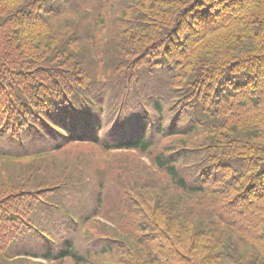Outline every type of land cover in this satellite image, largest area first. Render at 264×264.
I'll return each instance as SVG.
<instances>
[{
  "label": "trees",
  "instance_id": "1",
  "mask_svg": "<svg viewBox=\"0 0 264 264\" xmlns=\"http://www.w3.org/2000/svg\"><path fill=\"white\" fill-rule=\"evenodd\" d=\"M109 2L0 0V264H264V0L112 3L98 61ZM71 144L88 174L28 187L25 159ZM95 150L149 155L170 186L129 195L139 162Z\"/></svg>",
  "mask_w": 264,
  "mask_h": 264
},
{
  "label": "rangeland",
  "instance_id": "2",
  "mask_svg": "<svg viewBox=\"0 0 264 264\" xmlns=\"http://www.w3.org/2000/svg\"><path fill=\"white\" fill-rule=\"evenodd\" d=\"M120 2L121 0H110L109 4L104 5L106 7H104L100 13L90 12L92 14L91 17L94 20H96L95 23H97L99 26L101 25V23L106 24V30L104 32L103 37L100 39L101 31L99 30L97 33V36H98L97 43H94V44L91 43V47L93 49L92 54L98 61L101 59V53L103 52L101 49V46L105 44V41H106L105 38L108 37V35L112 33L115 27V22L117 19L119 8L117 9V12H116V8H114L112 5L116 3L120 4ZM98 14H100L101 16H99ZM102 18L103 20L101 21ZM97 71L99 74L108 72L106 68L104 69L102 67V63L98 64ZM89 152H93V149L88 146H84L81 144H71L60 151V154H61L60 156L59 155L57 156L55 152V153H52L51 156H47L45 159H43L40 156L27 157V159H25L27 162H32L34 165H38V166L40 165V167H42V171L44 170V173L36 174L35 176H32L31 174V172L33 171L32 166L30 168H22L23 169L22 173L26 175L24 181H28L29 176H31L32 179H30L28 183V187H32L33 189H40L42 185L40 186V183H37V182L43 180L45 176H48V179L54 178V175H51L52 173H54V171L49 170V168H53V169L57 168V171L59 170L60 167L64 169V166H66L65 164L67 160L68 161L71 160L72 162L68 163L70 164V166L67 167L65 171V174H64L65 177L69 175L71 170L75 168L81 174L82 173L88 174L86 169L81 168L82 164L80 161L87 159L86 155L91 154ZM125 156H128L129 160H131L132 163L139 162L140 167L137 171L138 172L139 170L141 171V174H139L140 177L134 178L133 181L128 179L129 176L128 177H124L125 175L122 176L125 179L124 190L127 193H129V195L133 194L134 196H137L139 194V195H143L144 199H150V194H152V192H154L155 189H152V187H149V185H156V186H168L169 185L170 186L171 180L169 179L168 175L154 164L153 159L149 155H142L141 153H138L136 151H131V150H119L117 152H103V153L97 152L95 150L94 157L92 156L91 157L93 158V160H96L97 163L99 162L103 163L104 167H106V170L110 171L111 170L110 167L111 166L113 167V165H115L114 163L118 162L122 157H125ZM0 167L3 168V167H9V166H6V163L4 161H0ZM2 174L3 176L10 178L9 180L13 179L12 177H9V172L2 171ZM9 184H10L9 182L0 181V186H3L4 190ZM51 188L52 187H48V189L47 188L45 189L49 190ZM167 189L173 190V191L175 190L169 187H167ZM39 192L40 190H38L36 193H39ZM148 205L150 206V204ZM96 219L97 220L99 219L101 222L106 224L108 228L115 229L118 227L116 221L112 219L104 218L102 217V215L98 216ZM99 228L100 226H97L96 223L94 225L90 223L89 226H87L88 230H93L94 232H98V231L103 232L104 230L107 231L106 229H99ZM113 234H115V232H113Z\"/></svg>",
  "mask_w": 264,
  "mask_h": 264
}]
</instances>
